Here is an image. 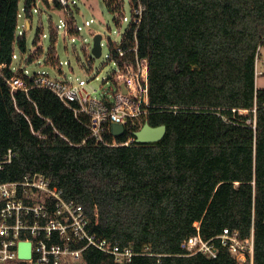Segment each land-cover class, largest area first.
I'll use <instances>...</instances> for the list:
<instances>
[{
  "label": "trees",
  "instance_id": "trees-1",
  "mask_svg": "<svg viewBox=\"0 0 264 264\" xmlns=\"http://www.w3.org/2000/svg\"><path fill=\"white\" fill-rule=\"evenodd\" d=\"M20 1L0 0V150L16 153L0 180L44 174L84 207L99 237L138 254L126 264H264V89L256 86L264 0H130L132 9H144L123 46L137 47L148 62L151 106L132 129L148 122L166 126V135L129 146L96 144L87 117L34 79L27 91L11 92L14 42L27 51L26 34L17 36L18 12L25 7L30 17L36 2ZM106 2L121 15L123 0ZM51 39L55 44L53 29ZM47 63L56 64L55 50ZM196 223L205 240H215L216 257L182 248ZM225 229L243 239L254 230L253 258L234 256L215 239ZM65 264L117 263L91 247Z\"/></svg>",
  "mask_w": 264,
  "mask_h": 264
},
{
  "label": "built area",
  "instance_id": "built-area-1",
  "mask_svg": "<svg viewBox=\"0 0 264 264\" xmlns=\"http://www.w3.org/2000/svg\"><path fill=\"white\" fill-rule=\"evenodd\" d=\"M56 2L61 5L60 10L56 9ZM48 3L49 7L60 13L59 24L53 26L56 33L55 43L60 30L72 38L75 35L70 33L71 30H74L77 35L80 34L84 27L78 25L75 20L76 0H48ZM143 9L141 6L132 9L131 22L140 21ZM32 10L40 12L36 2L30 11V17L26 14L25 7L19 10L17 36L26 34L31 28ZM121 17L123 22L129 21L123 11ZM92 22V20L86 21L85 26H90ZM95 35L97 33L93 34ZM41 36L48 37L43 32ZM124 37L125 35L120 44L111 43L110 53L107 55L109 61L118 66L117 75L111 79L114 86L111 92L94 97L87 90L88 83L85 80L74 83L66 75L57 79L52 78L45 71L29 75L28 71L21 66L14 67L15 61L23 55L21 51H18L16 42L13 44L12 54V69L16 76L9 82L11 92L14 94L18 90L27 91L26 81L34 79L35 87L53 91L69 108L73 109L77 117L79 115L87 117L86 126L90 131V138L95 139L96 144L129 146L136 142L134 136L136 131H133L132 126L149 114L151 106L148 62L138 56L137 47L124 48ZM129 51L135 52L133 61L127 59ZM115 54L118 55V59ZM55 59L56 64H47L62 74L63 67L70 63L59 61L56 53ZM87 59L90 61L91 57L88 56ZM113 124L123 125L125 135L130 133L131 136L123 143H118V138L112 135ZM108 134H111L112 142L105 139V135ZM15 157L16 153L12 149L6 152L0 150V170L5 165L11 164ZM96 217H98L97 213ZM93 227V222L84 207L68 200L62 190L52 188L44 174H27L22 181L2 182L0 180V262L65 264L81 260L83 252L91 247L113 255L117 264L129 263L138 255L131 248L121 249L118 244L110 246L106 240L97 235ZM195 227L197 234L187 238L182 243V248L188 250L191 255L204 253L216 257L219 248L215 240H205L201 236L199 223H196ZM215 239L220 240L221 245L232 255L240 256L246 253L253 258L254 230L250 237L243 239L238 231L225 229L223 234ZM22 242L31 243L32 256L28 260L19 258V245Z\"/></svg>",
  "mask_w": 264,
  "mask_h": 264
},
{
  "label": "rangeland",
  "instance_id": "rangeland-1",
  "mask_svg": "<svg viewBox=\"0 0 264 264\" xmlns=\"http://www.w3.org/2000/svg\"><path fill=\"white\" fill-rule=\"evenodd\" d=\"M35 1L40 12L32 10L31 28L26 32L27 51L15 61L14 67L21 66L28 71L29 75L45 71L52 78L57 79L66 75L74 83L85 80L88 83L87 90L94 97L111 92L114 89L111 79L117 75L118 66L109 61L107 55L110 53L111 43L120 44L130 27L132 18L130 0H123L122 6L123 13L129 18L127 22H123L121 15L108 7L106 0H76L79 11L75 14V20L84 29L80 34L73 36L74 40L60 30L55 44L51 39L52 29L54 25L59 24L60 13L41 0ZM23 5L24 0H21L20 6ZM91 20L93 21L91 25L86 27L85 22ZM42 32L48 37H42ZM94 33L102 35V52L99 57L95 56L92 50ZM39 49L41 50L39 58L28 63L29 56ZM52 49L55 50L59 61L70 63L63 67L62 74L47 64V58ZM88 56L91 57L90 61L87 59ZM258 70L262 73L256 78V86L264 89V45L259 49Z\"/></svg>",
  "mask_w": 264,
  "mask_h": 264
},
{
  "label": "water",
  "instance_id": "water-1",
  "mask_svg": "<svg viewBox=\"0 0 264 264\" xmlns=\"http://www.w3.org/2000/svg\"><path fill=\"white\" fill-rule=\"evenodd\" d=\"M102 35L97 34L93 39V53L99 57L102 52ZM112 135L116 138L123 137L125 135V127L121 124L112 125ZM166 135V126L153 127L148 122L144 123L143 126L134 133L137 143H157L164 139ZM32 256L31 243L22 242L19 245V258L21 260H28Z\"/></svg>",
  "mask_w": 264,
  "mask_h": 264
}]
</instances>
